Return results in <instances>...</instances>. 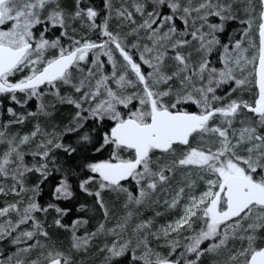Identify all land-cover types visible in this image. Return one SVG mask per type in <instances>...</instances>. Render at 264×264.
Here are the masks:
<instances>
[{
    "label": "snow or ice",
    "instance_id": "6c2138e0",
    "mask_svg": "<svg viewBox=\"0 0 264 264\" xmlns=\"http://www.w3.org/2000/svg\"><path fill=\"white\" fill-rule=\"evenodd\" d=\"M4 99L0 264H264V0H0Z\"/></svg>",
    "mask_w": 264,
    "mask_h": 264
},
{
    "label": "trees",
    "instance_id": "16d2710c",
    "mask_svg": "<svg viewBox=\"0 0 264 264\" xmlns=\"http://www.w3.org/2000/svg\"><path fill=\"white\" fill-rule=\"evenodd\" d=\"M67 3L71 4L72 0H67ZM92 3H94L95 5L102 8V0H92ZM238 27H239V25L237 23H234V22L230 23L227 27L226 33L222 34L221 38L226 41L227 40V34L231 33L234 29H236ZM93 39H96V37L94 36ZM213 59H215V57H213ZM46 102H47V100H46ZM35 105H36V102L34 100L30 101L29 104L27 105V109L29 111H35L36 110ZM8 106L14 107L18 112L20 111L18 105H13V104H11V102L9 100L4 99L3 102L0 103V124L6 123L7 120L9 119V117L7 115V111H6ZM70 112H71L70 106L57 105L56 115H55L53 122H57V123L66 122ZM39 119L41 120V122L44 121L43 117H40ZM31 121H32V119H29L28 121L25 122L24 125H26L28 128L31 125ZM24 125L11 126L9 131L15 132L17 130V131L21 132L22 130L20 128L24 129V127H23ZM31 159L32 158L26 157V161L28 163H31ZM36 181H37V177L34 175L28 178L29 184L35 183ZM71 182L73 183L74 190L77 193V199L71 200V201H65V200L56 201V203H58L59 206L67 207V208L71 209L69 214L63 218V222L65 224H68V225L71 224V221L73 219L85 217V215H86L84 213H78L76 211V207L78 206V202L84 201L86 198L84 197V195L82 193L79 192L78 188L75 187V185L78 183L75 177L71 178ZM53 188H54V181L51 179L43 185V193L39 197V201L41 204H46L48 201H50L52 199L51 193H52ZM105 200L107 202H109L110 204H115L116 210L119 211V202L116 201V198L113 194H105ZM2 202H4V200H2V198H0V206L3 205ZM87 202L89 204H91L92 201L90 198H87ZM156 207L159 208L158 205H156ZM153 208H154L153 206L152 207H146L145 209H143V212H145L146 210L150 211ZM153 214H154V212H153ZM54 216H55V212L50 211L49 215H48V222L49 223H51ZM12 218L14 220L15 216H13ZM40 218L43 219V216L41 215ZM88 218L90 219V223L87 225V228L89 231H94L95 228L97 227L98 222L102 219V215L98 213L97 215L90 216ZM80 234H83V231H81ZM56 235L58 236L59 240L63 241L64 245L66 246L67 242H68V235L69 234L64 232L63 230H60L59 232L56 233ZM15 250H16L15 247L12 246L10 243L0 242V254L5 253V252L7 254H11ZM0 258H3V257L0 256ZM202 264H207V259H205V257L202 260Z\"/></svg>",
    "mask_w": 264,
    "mask_h": 264
},
{
    "label": "rangeland",
    "instance_id": "374dc122",
    "mask_svg": "<svg viewBox=\"0 0 264 264\" xmlns=\"http://www.w3.org/2000/svg\"><path fill=\"white\" fill-rule=\"evenodd\" d=\"M119 2H120V0H116V3H119ZM66 3H67V0H66ZM177 23L179 24V21H177ZM115 26H116V21L113 20V21L111 22V27H112L113 30H115ZM181 27H182V25H181ZM35 122H36V121L32 119V121H31V125H30L28 128H27L26 125L23 126L24 129H23V128H20V129L22 130L21 133L31 130V128H32V126H33V124H34ZM23 130H24V131H23ZM15 132H17V130H16ZM27 157L31 158L30 156H27ZM2 182H3V181L0 180V183H2ZM8 183L10 184L11 182L9 181ZM0 198H2V200H4V202H5V199H7L9 202H11L12 199H13V197H12L11 195H10L9 197H7V198H5L4 196H0ZM160 198H161V201H162L163 198H164V197H163V194H161V197H160ZM4 202H2V203H3L2 206H4ZM2 206H0V207H2ZM152 206H153L154 208H157L156 205H149L148 207H152ZM158 207H159V205H158ZM159 210L163 211L162 208H159ZM153 212H154L153 209L150 210V211H149V210H146V211L144 212V217H143V218L147 219V218H149V217L154 216ZM173 215H174V213H168V214H166L165 216H162V217H158V218H156L157 224H163V223H165L167 220L172 219ZM3 219H4V218H0V221H2ZM108 226L111 227V226H112L111 223H109ZM102 243H103V237H101L100 239L94 241V243H93V249L99 247L100 244H102ZM156 245H157V242H156V241H152V246H153V248H155ZM101 258H102V257L100 256V254L97 253L96 255L91 256V257L88 259L87 264H100ZM205 259H207V264H209V258H208V257H205Z\"/></svg>",
    "mask_w": 264,
    "mask_h": 264
}]
</instances>
